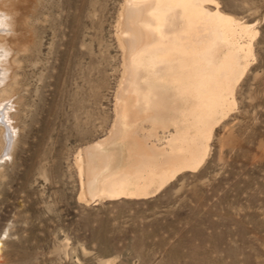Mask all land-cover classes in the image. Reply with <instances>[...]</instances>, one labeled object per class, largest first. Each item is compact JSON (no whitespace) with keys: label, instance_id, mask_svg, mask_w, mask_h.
I'll return each mask as SVG.
<instances>
[{"label":"rangeland","instance_id":"374dc122","mask_svg":"<svg viewBox=\"0 0 264 264\" xmlns=\"http://www.w3.org/2000/svg\"><path fill=\"white\" fill-rule=\"evenodd\" d=\"M216 1L258 35L205 162L88 203L78 156L114 124L126 0L0 1V264H264V0Z\"/></svg>","mask_w":264,"mask_h":264},{"label":"bare ground","instance_id":"6f19581e","mask_svg":"<svg viewBox=\"0 0 264 264\" xmlns=\"http://www.w3.org/2000/svg\"><path fill=\"white\" fill-rule=\"evenodd\" d=\"M10 26L0 11V32ZM120 30L124 71L114 124L78 156L87 203L147 199L199 169L215 128L236 106L258 35L216 0H126ZM7 53L0 44V85L10 74Z\"/></svg>","mask_w":264,"mask_h":264}]
</instances>
